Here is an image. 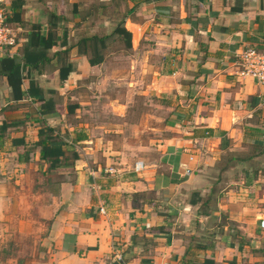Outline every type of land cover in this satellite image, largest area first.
Segmentation results:
<instances>
[{"label": "crops", "instance_id": "0c3cea01", "mask_svg": "<svg viewBox=\"0 0 264 264\" xmlns=\"http://www.w3.org/2000/svg\"><path fill=\"white\" fill-rule=\"evenodd\" d=\"M86 1L82 10L76 0H5L18 41L0 58L20 60L25 46L30 63L20 60L19 91L0 73V206L30 247L4 264H109L116 254L120 264H180L186 247L188 264H264V85L235 75L240 50L264 53V0ZM112 8L130 33V60L166 99V132L130 164L86 135L69 146L71 165L50 170L59 183L32 194L24 177L48 172L37 129L66 127L74 89L106 62L103 49L90 66L75 42L109 34ZM65 45L72 70L60 80Z\"/></svg>", "mask_w": 264, "mask_h": 264}, {"label": "rangeland", "instance_id": "374dc122", "mask_svg": "<svg viewBox=\"0 0 264 264\" xmlns=\"http://www.w3.org/2000/svg\"><path fill=\"white\" fill-rule=\"evenodd\" d=\"M76 2L82 10L87 7L86 0ZM95 2L101 3V0ZM115 10L112 8L108 12L105 9V15L110 16L112 23L120 14V9ZM104 53L105 64L81 79L74 89L68 103L78 107L64 118L66 127L58 125L55 128L67 130L71 136L73 131L84 132L92 143L98 138L101 149L104 146L122 151L126 156L124 161L130 164L134 159L152 156L154 141L166 132V99L153 94L150 73L130 60L129 49L124 48L122 41L112 39ZM52 178L56 176L52 175ZM0 182H3L1 178ZM24 183L29 185L32 194L45 188L40 173L29 172ZM9 211L6 205L0 206V264L21 256L30 247V238L18 235L16 222Z\"/></svg>", "mask_w": 264, "mask_h": 264}, {"label": "trees", "instance_id": "16d2710c", "mask_svg": "<svg viewBox=\"0 0 264 264\" xmlns=\"http://www.w3.org/2000/svg\"><path fill=\"white\" fill-rule=\"evenodd\" d=\"M110 38V41L113 39H119L122 41L125 49L130 48V33L124 28L122 19H117L115 26L109 34L103 35L102 33H94L89 36L79 37L75 45L77 47V52L79 54H84L87 56V63L92 65H97L103 60V49L107 47V40ZM50 46L49 42L41 43L37 51H46L47 47ZM70 46L65 45L63 50L58 51L56 54L60 60V66L58 70V76L60 80L66 78L67 74L72 70L71 63L67 61V55ZM24 52L20 60L21 64L25 65L30 63L27 60V53ZM26 52H28L26 50ZM12 57H2L0 58V73L3 72L6 75L8 83L11 84L12 91H19L21 75L19 73L20 60ZM32 64H34L32 62ZM31 92V91H30ZM77 104H66V115L73 114L74 110L77 108ZM43 113V111L41 112ZM5 130V126L0 124V134ZM86 139V134L81 131H73L71 136L67 130H57L55 127L47 125L45 122H42L40 127L37 129V140L33 143V146H37L40 151V156L38 161L40 163L47 164L46 175H44V186L49 188L51 186H56L59 183V178L61 175L51 174L50 170L55 169L60 166H69L72 164L76 154L72 149H68L70 145H74L79 141ZM46 170V171H47ZM52 175L56 178H52ZM194 196L198 197L195 193ZM191 202L196 201V198H192ZM194 247L204 248V245L200 243H195ZM190 247H186L184 252V258L180 264H188V261L185 260V256L189 253Z\"/></svg>", "mask_w": 264, "mask_h": 264}, {"label": "built area", "instance_id": "2783aa9c", "mask_svg": "<svg viewBox=\"0 0 264 264\" xmlns=\"http://www.w3.org/2000/svg\"><path fill=\"white\" fill-rule=\"evenodd\" d=\"M18 41V29L9 24L6 20L5 0H0V49L12 48ZM235 75L239 78L249 77L259 84L264 85V53L253 47H246L236 54ZM144 165L141 160H136L133 164V171L139 172ZM104 171L108 174L116 173L114 167H106ZM185 173H190L185 168ZM101 209V208H100ZM102 211V209H101ZM116 261L121 262V257L116 254Z\"/></svg>", "mask_w": 264, "mask_h": 264}, {"label": "water", "instance_id": "95a60500", "mask_svg": "<svg viewBox=\"0 0 264 264\" xmlns=\"http://www.w3.org/2000/svg\"><path fill=\"white\" fill-rule=\"evenodd\" d=\"M109 264H120V262L113 260V261L109 262Z\"/></svg>", "mask_w": 264, "mask_h": 264}]
</instances>
